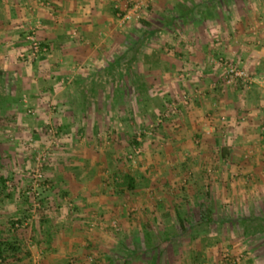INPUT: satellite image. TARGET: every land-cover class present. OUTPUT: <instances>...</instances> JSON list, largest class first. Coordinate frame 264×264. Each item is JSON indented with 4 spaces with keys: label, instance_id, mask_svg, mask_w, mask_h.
<instances>
[{
    "label": "crops",
    "instance_id": "1",
    "mask_svg": "<svg viewBox=\"0 0 264 264\" xmlns=\"http://www.w3.org/2000/svg\"><path fill=\"white\" fill-rule=\"evenodd\" d=\"M120 2L0 0V71L12 77L10 86L19 91L5 95L14 100L11 107L28 99L42 121H59L61 127L73 131L76 138L70 140L74 143L87 140L70 152L69 163L67 157L51 163V195L43 199L40 209L26 193L31 181L10 180L0 155V264H220L219 246L228 244L229 232L221 237L224 244L213 236L221 234L218 225L229 220L228 170L238 166L229 161L235 150L228 148V121L234 128L240 112L236 104L243 95L237 87L228 94L216 61L230 59L263 75L264 0H158L143 26L127 27L119 20L125 6ZM141 26L143 34H138ZM35 27L48 51L33 65L17 58L26 46L27 32ZM184 72L189 75L187 81L180 78ZM258 84L248 95L257 106L264 103ZM132 90L140 95L139 101L137 96L133 100ZM153 90L162 92L156 95ZM184 94L193 102L191 109L183 108L179 120L176 117V128L187 125L193 137L201 138L200 156L192 163L178 162V153L188 148V137H178L179 151L166 152L176 154L177 161L156 163L157 177L144 180L146 186L161 187L158 208L150 203L154 199L146 198L148 209L143 211L125 213L116 208L109 212L108 201L96 195L105 189L94 150L105 146V139L99 140L101 134L112 128L107 135L117 158L119 144L130 139L137 106L143 105L142 112L150 119L146 101L158 97L168 105ZM49 103L57 106L58 113H49ZM109 105L112 114L105 112ZM254 111L241 114L250 117ZM72 122L81 125L70 126ZM109 122L117 124L112 127ZM255 123H247L244 137H251ZM206 168L214 170L210 179ZM132 179L136 189L131 192H137L141 200L137 188L141 181ZM182 185L188 189L180 190ZM11 186L15 195L9 193ZM168 192L176 193L175 197ZM114 200V204L123 202ZM175 200L178 205L167 204ZM201 218L213 229L202 252L194 230ZM112 219L121 228L117 224L108 228ZM93 254L97 256L94 263L89 259Z\"/></svg>",
    "mask_w": 264,
    "mask_h": 264
},
{
    "label": "rangeland",
    "instance_id": "2",
    "mask_svg": "<svg viewBox=\"0 0 264 264\" xmlns=\"http://www.w3.org/2000/svg\"><path fill=\"white\" fill-rule=\"evenodd\" d=\"M141 1L144 0H121L120 5L122 6L124 3L125 6L122 10H120V14L123 13L126 8L128 9L130 5ZM157 1L158 0H155L148 9L144 10L138 20H134L126 24L122 23L120 16L119 20L125 27L130 25L133 26L136 23L143 26L145 23L144 21L149 18V12L153 6H155ZM142 26L137 29L138 34H143L144 30ZM144 35L147 34L145 33ZM26 38L27 34L25 41ZM26 46L24 49H26ZM24 49H21L20 51L22 52ZM19 56L20 53H18V60L27 62ZM223 59L245 70L249 75L254 77V83L248 87L241 82L232 86H226L223 82V87L226 89L228 88V94L231 95L230 88L237 87L239 90L242 89L240 91L242 93L240 94L243 96H239V104H236V108H238L240 112L233 122L235 127H231L228 121V148L232 147L235 150L232 152L234 154L230 155L229 161L233 164V166L238 164V166L234 167L233 170H228V178L230 179V182H228V189L230 190H228L229 202L228 209L226 211H228L229 220L228 222H224L225 224L218 225V229L222 232L221 234H217L216 236L214 235L213 237H216V240L220 239V242L218 243L224 244L225 241H223L221 237H223L227 231L229 232L228 244L219 246L218 254L221 260L220 264H264V182H262V180H264V103H260L259 106H257L254 101L248 97L249 93L256 88L254 87L255 84L259 83L257 87L264 91V70L262 69L263 75H260L259 71V73L253 72L241 67L230 59ZM30 64L34 65L35 63L30 62ZM187 75L188 74L185 72L182 73L180 77L181 80L187 81L189 77V75ZM12 84V77L9 76V78H7L6 74L1 73L0 71V94H3L4 96L11 92L14 94H17L18 92L19 94V91L17 90L16 92L14 86H10ZM133 91L134 90H132V95L134 96L133 100H135V96H137V100L139 101L140 95H137ZM160 92H162V90H153V93L156 95ZM148 93L149 92L146 94ZM157 98H152L150 102L148 101L147 103L146 101L144 103V107L150 109L146 111L150 119H148L146 114L142 112L144 109L142 108L143 105L137 106L138 110L134 113V120L132 119L133 128L130 139H126L125 143L119 144L120 153L117 158H113L114 154L111 152L113 142L107 135L108 131L112 128H107L108 130L106 129L104 134L100 133L103 138L98 139L100 141L105 139V141L103 140L105 146L103 147V145L100 144V146L97 148L95 147L94 150L96 151L95 161L99 167L98 177L102 181L105 189L100 190V193H96V195H98V197L103 196L104 199L108 201V205H111L109 212H115L114 209L116 208L125 213H128V211L131 213H134L135 211H143L144 209H148L145 202L146 198L149 200L154 199L153 202L150 203L155 205V208H158L157 204H159V200L156 198L161 197L163 193L160 190L161 187H159L158 184L153 188L150 187V185L146 186L144 180L149 181L151 178L157 177L156 174L158 173V170H154L155 166H153H157L156 163L163 162L162 164L170 165L171 163L177 161L176 158H173L176 154L168 155L166 152L178 149L177 144L180 142L178 137H181V139H183V135L188 137V145H185L188 148L186 151H182L184 154L178 153V162L192 163L200 156L198 153L199 149L197 148H200L203 143L201 138L193 137V132L189 130L187 125L182 128L181 124H179V127L176 128L178 125L177 119L180 115H182L183 108L191 109L190 106L193 102V98L189 94H184L178 100H172L168 105L162 104L160 99L156 100ZM185 99H188V103ZM263 100L264 98H262V101ZM252 104L253 106H250ZM6 106L8 107H0V155L5 164V169L3 171L9 175L10 180L21 177L22 179L31 181V188L26 193L32 198L33 205L37 204L39 199L42 205L43 199H47L48 195H51V193H48L52 188L50 184V171L54 167L50 166L51 163L54 162L56 164L58 160H63V157H67V162L69 163V155L72 154L70 152L80 149L81 147H78V145H85L87 140L83 141L82 138H80L79 142L74 143L73 140H70L73 137L76 138L72 134L73 131L67 130L65 127H61L59 121L54 122L52 121L53 118L52 120L48 119V121L50 120L51 122L42 121L40 119L41 115L36 111V109L30 106L28 99L24 102H20L19 105H14L13 107H11V102L8 101ZM46 108L49 113H58L57 106L50 105V103ZM175 108L177 110H175ZM139 110H141L140 112L142 113H140ZM156 110L157 113H155ZM253 110L255 111L250 117L241 114L243 112L248 114L253 112ZM168 111L170 112L168 113ZM105 112L112 114L113 108L109 105L106 107ZM166 115H168V117ZM206 117L209 118L208 113L206 114ZM222 118L223 117H221V120ZM249 118H251L250 121ZM254 121H256L254 125L255 131L249 135L251 137H244V128L250 126L247 123L249 122V124H253ZM105 124L108 125V123ZM116 124V122H109V125L112 127L116 126ZM71 125L79 127L81 124L72 122L70 126ZM189 126L191 127V125ZM115 130L112 135L114 137V141H117V136L115 135L117 132ZM140 132L143 135L139 141L137 138ZM70 142L74 147L71 145L68 146V143L70 144ZM116 145H118V142H116ZM71 147L72 149H67ZM135 147L140 149L141 153L133 156L131 159L130 156L134 155ZM242 147L245 148L241 150ZM121 149L124 150L123 153L121 152ZM194 151H197V153L194 154ZM41 153H45L47 157L43 169V180L41 183H37L34 180V170L36 169L38 157L43 155ZM170 157H172V159ZM55 159L57 160L55 161ZM243 164H249V166L253 165V169L241 167ZM256 167H258V169H256ZM204 173H207V177L210 179L209 174L212 176L214 170L206 168ZM127 176L141 181L139 187L137 185V188L141 193V200L139 196H136L137 192H131L136 189V186H134V190H130L128 187L126 179ZM185 177L187 178L189 175L187 174ZM185 177L181 179V183L184 181ZM207 177L205 178L207 179ZM37 184H39V187L35 191L34 188H36ZM176 189L177 186L172 188V191H175ZM179 189L185 190L188 189V187L187 185H182L179 186ZM10 190L11 191H9V193L11 194L15 195L17 193L16 191H13L15 188L12 186L10 187ZM34 193H38L39 196L33 195ZM237 193L240 195H237ZM169 194L174 197L176 195V193L172 192H168V195ZM134 196L139 199L135 201L133 199L135 198ZM115 198H121L123 199V202L120 204H117L116 202V204L112 203V201H115ZM26 201L28 200L26 199ZM130 203L132 204L130 205ZM150 203L147 204L149 205ZM167 204L178 205L179 203L175 200L173 203L167 202ZM191 206H193V204H191L190 207ZM201 220V224L194 230L195 237L198 239V247L202 252V248H205L207 244L209 245V229H212V227L209 228V222H205L203 218H201ZM102 222L105 223V220H102ZM114 224H117L119 228H121L117 219H112L108 228L111 229ZM235 248H238L239 250ZM96 257L97 256L93 254L89 257V259L92 263H94L96 261Z\"/></svg>",
    "mask_w": 264,
    "mask_h": 264
},
{
    "label": "built area",
    "instance_id": "3",
    "mask_svg": "<svg viewBox=\"0 0 264 264\" xmlns=\"http://www.w3.org/2000/svg\"><path fill=\"white\" fill-rule=\"evenodd\" d=\"M154 1L155 0H144V1L130 5L128 9L126 8V10L119 15L122 20V23L126 24L131 21L138 20L141 17L142 12L148 9ZM26 42H27L26 49L20 52L19 57L31 63H36V62L41 61L43 56L47 53L48 49L44 45V43L41 41V39L39 38L38 29L36 27L28 31ZM216 63H218V65L222 69V72H223L222 80L226 86L236 85L239 82H241L249 87L254 83V77L249 75L245 70L239 68L235 64H232L223 58L218 59ZM185 100L188 103V99H185ZM175 110L177 109L175 108ZM169 112L170 111H168V113ZM166 116L168 117V115ZM142 135L143 134L140 132L138 134L137 140L140 141L142 138ZM140 153H141V150L135 147L134 155H131L130 158L132 159L133 156L139 155ZM46 157L47 155L45 153L38 157L36 169L34 170V180L37 183L38 182L41 183L43 180V169H44ZM38 187H39V184H37L36 188H34L35 191ZM33 195L39 196L38 193H34ZM34 206L37 209L41 208L42 205L40 203V199L38 200L37 204H35ZM114 228H117V226L114 225Z\"/></svg>",
    "mask_w": 264,
    "mask_h": 264
},
{
    "label": "trees",
    "instance_id": "4",
    "mask_svg": "<svg viewBox=\"0 0 264 264\" xmlns=\"http://www.w3.org/2000/svg\"><path fill=\"white\" fill-rule=\"evenodd\" d=\"M8 101L11 102V101H14V100H11V96L10 97H7V96H3L2 94H0V107H3V108L6 107L7 108L8 106H6V105L8 104ZM135 143H137V142H135ZM1 161H2V159L0 157V166H1ZM126 179H127V185H128V187L130 189H134L135 188L134 185L131 184L132 181H133V179L130 176H127ZM0 256L2 257V252L1 251H0Z\"/></svg>",
    "mask_w": 264,
    "mask_h": 264
}]
</instances>
